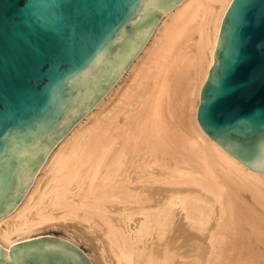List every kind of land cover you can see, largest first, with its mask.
<instances>
[{"label": "bare ground", "instance_id": "bare-ground-1", "mask_svg": "<svg viewBox=\"0 0 264 264\" xmlns=\"http://www.w3.org/2000/svg\"><path fill=\"white\" fill-rule=\"evenodd\" d=\"M232 1L140 8L110 77L97 69L82 74L96 78L94 93L68 113L65 137L52 153L58 137L30 157L26 193L0 215V264L31 256L77 262L79 255L61 241L17 248L58 226L91 246L96 264H264V172L232 157L197 120ZM149 15L158 24H146ZM164 157L173 168L160 172Z\"/></svg>", "mask_w": 264, "mask_h": 264}, {"label": "water", "instance_id": "water-1", "mask_svg": "<svg viewBox=\"0 0 264 264\" xmlns=\"http://www.w3.org/2000/svg\"><path fill=\"white\" fill-rule=\"evenodd\" d=\"M174 0H0V215L26 193L30 157L65 137L67 115L110 77L140 8ZM149 15L145 23H156ZM203 131L245 166L264 172V0H233L197 111ZM19 198L16 201L18 204ZM45 238L17 245L39 247ZM16 264H84L31 256Z\"/></svg>", "mask_w": 264, "mask_h": 264}, {"label": "rangeland", "instance_id": "rangeland-1", "mask_svg": "<svg viewBox=\"0 0 264 264\" xmlns=\"http://www.w3.org/2000/svg\"><path fill=\"white\" fill-rule=\"evenodd\" d=\"M159 20L160 19H158L157 21H156V23L155 24H158V22H159ZM149 43V42H148ZM147 43V44H148ZM146 44V45H147ZM145 45V46H146ZM141 53V52H140ZM136 58H137V56L136 57H134L133 59H132V62L134 63L135 61H136ZM135 60V61H134ZM131 62V63H132ZM126 73V72H125ZM125 73L123 74V76L121 77V78H116V79H114L112 82H111V84H110V86L107 88V91L105 92V93H103L102 95H101V97H99V99H98V101H96V103L94 104V106H92L91 108L92 109H90L89 110V112L88 113H86V114H84L83 115V117H82V119H80L75 125H77L80 121H85L86 120V118L91 114V113H93V111H95L96 110V108H97V106L102 102V101H104V100H106L107 99V96H108V94L113 90V89H115V88H117V86L118 85H120L121 84V81H122V78L125 76ZM120 79H121V81H120ZM106 98V99H105ZM136 103H137V101H135L132 105L133 106H129V109H132L135 105H136ZM64 139V137L61 139H59L54 145H53V147H51V153H52V151L58 146V144L62 141ZM166 158H168V157H166ZM46 159H47V157L45 158V161H46ZM161 160H162V162L164 163V165H163V163L161 164ZM160 160V164L161 165H159V171L161 172V170L160 169H162V172H164V170H165V172H167V171H169V170H171L172 168H171V165L173 166V163H172V161L171 160H169L168 159V161H166L165 160V157L164 158H162ZM44 161V162H45ZM164 161H166V162H164ZM170 162H171V164H170ZM43 165H44V163H42ZM168 164V165H167ZM166 165V166H165ZM155 169L157 170L158 168L155 166ZM152 185H150V187H151ZM245 196V198H246V202L247 203H249V204H252V199L250 198V196L248 195V194H245L244 195ZM25 198V196L23 197V198H21L20 200H19V202H18V206L21 204V202L23 201V199ZM97 232H104V229H98V230H96ZM36 234V236H35V238L34 239H41V238H45V240H51V241H53V240H56V241H61V242H63L66 246H68L69 248H71L72 250H74L78 255H79V257L82 259V261L84 262V264H96V260H94V257H95V254H94V252H93V248L91 247V246H89V245H87L84 241H81L80 239H78L77 237H75L74 236V234H73V232H72V230L70 229V228H63V227H53V228H51V227H48V228H46V229H44V230H41L40 232H38V233H35ZM38 234V235H37ZM103 237H105V236H103ZM106 238V237H105ZM34 239H32V240H34ZM101 241H100V243H96V246H100V245H103L104 243L102 242V240H103V238L102 239H100ZM105 241H107L106 239H104ZM99 244V245H98ZM92 255H93V257H92Z\"/></svg>", "mask_w": 264, "mask_h": 264}]
</instances>
